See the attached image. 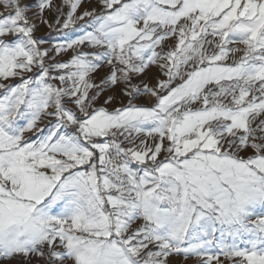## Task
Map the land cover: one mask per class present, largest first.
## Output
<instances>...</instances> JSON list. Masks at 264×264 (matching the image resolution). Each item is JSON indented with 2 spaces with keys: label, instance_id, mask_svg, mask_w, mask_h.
Instances as JSON below:
<instances>
[{
  "label": "snow or ice",
  "instance_id": "1",
  "mask_svg": "<svg viewBox=\"0 0 264 264\" xmlns=\"http://www.w3.org/2000/svg\"><path fill=\"white\" fill-rule=\"evenodd\" d=\"M0 264H264V0H0Z\"/></svg>",
  "mask_w": 264,
  "mask_h": 264
},
{
  "label": "rangeland",
  "instance_id": "2",
  "mask_svg": "<svg viewBox=\"0 0 264 264\" xmlns=\"http://www.w3.org/2000/svg\"><path fill=\"white\" fill-rule=\"evenodd\" d=\"M44 32H45V30H44V29H42V30H41V32H40V33H38V34H40V35H43V34H44Z\"/></svg>",
  "mask_w": 264,
  "mask_h": 264
}]
</instances>
